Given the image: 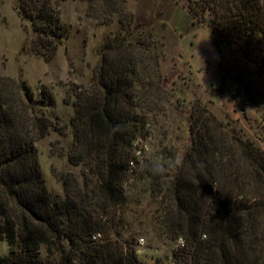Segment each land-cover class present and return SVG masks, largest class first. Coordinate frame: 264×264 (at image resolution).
Returning a JSON list of instances; mask_svg holds the SVG:
<instances>
[{"label": "trees", "instance_id": "obj_1", "mask_svg": "<svg viewBox=\"0 0 264 264\" xmlns=\"http://www.w3.org/2000/svg\"><path fill=\"white\" fill-rule=\"evenodd\" d=\"M61 1H15L37 55H54L68 35ZM187 8L215 43L240 49L264 73V0H187ZM118 67L113 80L102 75L97 94L76 96L66 156L84 169L62 179L63 198L48 193L37 158L39 140L62 134L42 110L50 106L49 92L43 88L39 99L24 80L0 75V238L10 247L0 264H143L135 252L140 234L151 236L149 248L152 240L181 236L191 264H264V191L247 193L236 178L237 152L254 178L264 170L259 149L226 139L216 125L215 137L204 129L203 114L191 112L185 148L139 167L135 141L145 136V116L132 110L133 72Z\"/></svg>", "mask_w": 264, "mask_h": 264}, {"label": "rangeland", "instance_id": "obj_2", "mask_svg": "<svg viewBox=\"0 0 264 264\" xmlns=\"http://www.w3.org/2000/svg\"><path fill=\"white\" fill-rule=\"evenodd\" d=\"M15 1L0 0V75L24 80L39 99L43 88L49 92L50 106L42 110L62 134L51 132L36 148L51 196L63 198L62 179L78 176L84 169L71 165L66 156L73 139L68 120L76 115L77 94H97L102 75L106 78L107 73L113 80L119 64L133 72L136 81L129 83L132 110L145 116L143 127L138 124L145 136L135 141L142 149L135 154L139 167L185 148L191 112L203 114L205 130L216 125L226 139L253 144L264 159V73L240 49L215 43L205 23L190 16L187 0H62L60 21L68 35L52 56L31 50L34 36L29 23L14 9ZM234 84H238L235 102L228 95ZM92 103L99 102L93 99ZM122 106L127 109L125 102ZM217 132L210 133L219 138ZM238 153L239 184L247 193L264 191V170L254 178ZM150 237L140 234L138 239L143 241L135 246L143 264L188 263V247L176 251L175 240L163 239L152 240L149 248ZM9 249L0 238V257L8 256Z\"/></svg>", "mask_w": 264, "mask_h": 264}, {"label": "built area", "instance_id": "obj_3", "mask_svg": "<svg viewBox=\"0 0 264 264\" xmlns=\"http://www.w3.org/2000/svg\"><path fill=\"white\" fill-rule=\"evenodd\" d=\"M228 95L233 99V101L235 102V99L237 98L238 96V84H234L233 86H231L230 88H228ZM138 143V142H137ZM137 154H140V151L138 150L136 152V155ZM101 237L100 233H95L92 235L91 239L92 240H99ZM202 239L205 238V235L203 234L201 236ZM139 243H141L143 241V238H139L138 239ZM186 248V242H185V239L182 238L181 236L180 237H177L174 241V249L176 251H182ZM187 264H191V256L190 254L188 255V263Z\"/></svg>", "mask_w": 264, "mask_h": 264}, {"label": "clouds", "instance_id": "obj_4", "mask_svg": "<svg viewBox=\"0 0 264 264\" xmlns=\"http://www.w3.org/2000/svg\"><path fill=\"white\" fill-rule=\"evenodd\" d=\"M183 162V156L182 155H178L175 159V164L176 165H181Z\"/></svg>", "mask_w": 264, "mask_h": 264}]
</instances>
